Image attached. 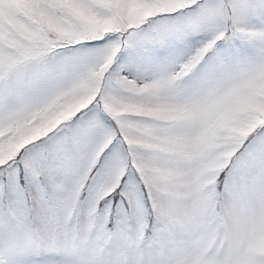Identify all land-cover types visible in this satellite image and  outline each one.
<instances>
[{
    "label": "snow or ice",
    "instance_id": "snow-or-ice-1",
    "mask_svg": "<svg viewBox=\"0 0 264 264\" xmlns=\"http://www.w3.org/2000/svg\"><path fill=\"white\" fill-rule=\"evenodd\" d=\"M0 264H264V0H0Z\"/></svg>",
    "mask_w": 264,
    "mask_h": 264
}]
</instances>
